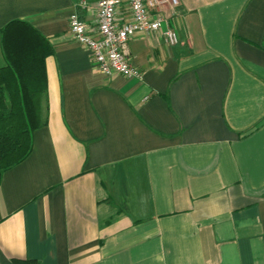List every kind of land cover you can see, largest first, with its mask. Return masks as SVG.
I'll list each match as a JSON object with an SVG mask.
<instances>
[{
	"label": "crops",
	"instance_id": "0c3cea01",
	"mask_svg": "<svg viewBox=\"0 0 264 264\" xmlns=\"http://www.w3.org/2000/svg\"><path fill=\"white\" fill-rule=\"evenodd\" d=\"M95 5L0 0V29L25 21L54 51L45 125L1 175L0 264H264V0H179L175 46L127 41L140 79L72 38Z\"/></svg>",
	"mask_w": 264,
	"mask_h": 264
},
{
	"label": "trees",
	"instance_id": "16d2710c",
	"mask_svg": "<svg viewBox=\"0 0 264 264\" xmlns=\"http://www.w3.org/2000/svg\"><path fill=\"white\" fill-rule=\"evenodd\" d=\"M0 179L32 150V134L45 125L40 106L46 92L48 40L31 24L13 20L0 29ZM14 264H36L32 261Z\"/></svg>",
	"mask_w": 264,
	"mask_h": 264
},
{
	"label": "built area",
	"instance_id": "2783aa9c",
	"mask_svg": "<svg viewBox=\"0 0 264 264\" xmlns=\"http://www.w3.org/2000/svg\"><path fill=\"white\" fill-rule=\"evenodd\" d=\"M178 6L179 0H96L95 28H88L74 12L68 18L69 32L89 51L93 66L101 74L140 79L141 72L132 64L127 49L128 39L141 33L175 46L178 36L170 19L177 15Z\"/></svg>",
	"mask_w": 264,
	"mask_h": 264
}]
</instances>
